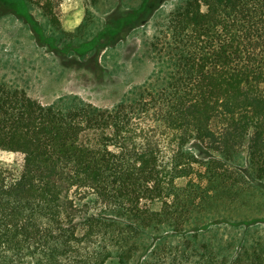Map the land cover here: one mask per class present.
Returning a JSON list of instances; mask_svg holds the SVG:
<instances>
[{
    "label": "trees",
    "instance_id": "16d2710c",
    "mask_svg": "<svg viewBox=\"0 0 264 264\" xmlns=\"http://www.w3.org/2000/svg\"><path fill=\"white\" fill-rule=\"evenodd\" d=\"M62 1L20 0L86 56L163 0H117L97 28L86 9L73 31ZM156 25L166 81L110 108L0 80V264H264V0H176Z\"/></svg>",
    "mask_w": 264,
    "mask_h": 264
},
{
    "label": "rangeland",
    "instance_id": "374dc122",
    "mask_svg": "<svg viewBox=\"0 0 264 264\" xmlns=\"http://www.w3.org/2000/svg\"><path fill=\"white\" fill-rule=\"evenodd\" d=\"M116 1L101 0L94 8L87 0H63L54 12L62 29L73 31L89 9L96 17L93 28H97L107 25L110 10L122 9ZM136 2L130 0V4ZM175 2L163 0L158 16L115 46L98 55L79 56L64 49V43L47 41L50 28L38 8L25 13L20 0H0V80L23 89L45 105L76 96L110 108L129 99L142 87L159 88L166 81L168 66L159 59L151 42L157 33L156 22L164 18ZM37 27L43 31V37ZM106 39L109 35L102 40ZM193 152L202 155L197 149ZM13 159L11 151L0 149V168L10 167ZM107 264L118 263L112 258Z\"/></svg>",
    "mask_w": 264,
    "mask_h": 264
}]
</instances>
